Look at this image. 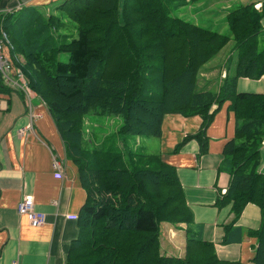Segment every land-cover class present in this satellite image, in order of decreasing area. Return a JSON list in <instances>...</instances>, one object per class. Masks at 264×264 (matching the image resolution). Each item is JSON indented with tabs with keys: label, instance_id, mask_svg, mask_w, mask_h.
I'll return each instance as SVG.
<instances>
[{
	"label": "trees",
	"instance_id": "1",
	"mask_svg": "<svg viewBox=\"0 0 264 264\" xmlns=\"http://www.w3.org/2000/svg\"><path fill=\"white\" fill-rule=\"evenodd\" d=\"M201 1L65 0L57 8L78 25L75 37L56 35L60 19L36 8L0 12L12 66L47 106L87 194L67 264H243L219 260L214 244L192 231L174 167L160 155L128 148L132 137H161L164 116L177 114L201 117V128L190 137L205 154L206 131L227 101L237 126L219 169L230 175V184L216 205H231L234 215L223 243L242 239L234 225L248 204L258 206L260 227L246 235L257 241L252 262L264 264V93L236 92L239 78L264 77L262 14L253 4L230 11L228 35L172 15ZM231 41L234 76L216 91L199 90L200 70ZM63 54L67 62L60 60ZM6 91L0 80V92ZM92 113L121 117L117 136L100 146L87 141L84 118ZM162 222L187 226L184 258L162 254Z\"/></svg>",
	"mask_w": 264,
	"mask_h": 264
},
{
	"label": "crops",
	"instance_id": "2",
	"mask_svg": "<svg viewBox=\"0 0 264 264\" xmlns=\"http://www.w3.org/2000/svg\"><path fill=\"white\" fill-rule=\"evenodd\" d=\"M63 1L2 0L0 12L20 5L22 9L30 7L53 13L51 7ZM249 4L262 14L260 25L264 37V0H202L192 8V15L209 17L220 14L226 20L230 11ZM236 62L237 51L231 41L201 70L198 89L216 91L225 79L234 76ZM223 72L225 77L221 80ZM209 76L213 77L206 79ZM236 92L264 93V77L260 80L239 78ZM0 98L3 100L0 107V264H67L70 246L79 236L78 216L87 198L78 170L66 158L64 143L40 97L34 94L32 99L37 118L33 129L28 130L25 136H19V132L29 124L24 96L10 90L0 92ZM229 106L230 101L225 102L214 115L206 131L208 145L205 154L200 152L199 142L192 138L201 128V117L165 115L162 135L158 138L160 156L177 173L192 213V231L203 241L214 244L219 260L254 264L257 241L246 232L260 227L259 207L248 204L244 208L234 225L244 232L242 239L224 244L225 227L233 222L234 215L231 205L222 208L216 205L230 184V175L219 170L224 160L225 145L234 139L237 126ZM213 109H217L216 106ZM54 159L61 162V170L54 167ZM260 172L264 174V142ZM27 195L33 196L34 210L46 215V222L40 227L30 226L28 219L18 214L17 206ZM186 228L185 224L181 230L171 226L170 234L185 242ZM234 237L239 239L241 232H236Z\"/></svg>",
	"mask_w": 264,
	"mask_h": 264
},
{
	"label": "rangeland",
	"instance_id": "3",
	"mask_svg": "<svg viewBox=\"0 0 264 264\" xmlns=\"http://www.w3.org/2000/svg\"><path fill=\"white\" fill-rule=\"evenodd\" d=\"M2 1V0H1ZM60 3L54 4V6L51 7V10L53 13L48 12L47 10L42 11L41 13L45 14V17L48 18L51 15L57 16V18L60 19V30H54L56 35L59 33H62L66 36L75 37L76 32H78V25L74 23L73 21L69 20L64 12H61L58 10V8L55 10V6L59 5ZM193 5L180 8L179 10L173 11L172 15L178 16L180 18H183L187 20L188 22H193L196 24L201 25L202 27H206L207 29H211L213 31H219L223 34L228 35L229 34V28L226 24L225 18L222 19L220 14H217L216 16L212 15L209 17H201V16H194L192 15L193 12ZM220 7V10H222V7ZM12 8V7H11ZM8 9V8H7ZM22 8L19 10L21 11ZM225 26V30H223ZM263 35L260 33L258 36V39L260 41V48L264 49V39ZM230 50V48L227 49V52ZM3 54L7 56L9 59L11 58L10 52H9V46L7 44L3 45ZM19 60L23 63V59L19 58ZM60 60L62 62H67L68 55H61ZM214 60V59H212ZM211 60V61H212ZM211 61H209L206 65H208ZM204 65L202 68L206 66ZM209 68V67H206ZM202 70V69H201ZM200 70V72H201ZM225 72L221 73V80H223L225 77ZM200 76V75H199ZM213 77V76H211ZM206 77V79L211 78ZM122 118L119 116H110V115H97V114H89L84 118V131L86 140L92 139L95 142V145H101L103 141H105L108 137H114L117 136L118 130L122 126ZM115 140V139H112ZM128 148L133 149L137 152H145L147 155H160V142L157 137H132L129 140ZM145 149V150H144ZM183 224H170L169 222H162L160 224V234H159V242H160V248L163 255L168 256L169 254H172L173 256H176L177 258H184L185 254L183 255V249L186 247V240L185 242L178 239L175 235L171 236L170 234V227L173 226L176 230H181ZM170 246V247H168ZM167 250L169 252H167ZM165 251L167 254H165ZM171 252V253H170ZM177 254V255H176ZM179 255V256H178Z\"/></svg>",
	"mask_w": 264,
	"mask_h": 264
},
{
	"label": "built area",
	"instance_id": "4",
	"mask_svg": "<svg viewBox=\"0 0 264 264\" xmlns=\"http://www.w3.org/2000/svg\"><path fill=\"white\" fill-rule=\"evenodd\" d=\"M21 9L20 5L14 8H8L3 13H13ZM7 44L10 47L9 40L3 30L0 28V80L3 85L10 90L18 91L24 96V104L26 106L27 115L29 117L28 126L19 132V136H25L28 130H32L34 121L37 118L33 110L32 99L34 94L28 87L23 74L13 68L11 60L3 54V45ZM3 104V100L0 98V107ZM54 167L61 170L62 164L59 160L54 159ZM18 214L25 216L30 226L37 228L45 224L46 215L34 210V199L33 196H24L17 206ZM13 264H18L14 262Z\"/></svg>",
	"mask_w": 264,
	"mask_h": 264
}]
</instances>
